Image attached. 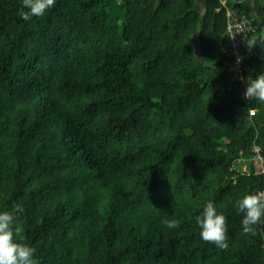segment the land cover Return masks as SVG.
Masks as SVG:
<instances>
[{"label":"trees","instance_id":"1","mask_svg":"<svg viewBox=\"0 0 264 264\" xmlns=\"http://www.w3.org/2000/svg\"><path fill=\"white\" fill-rule=\"evenodd\" d=\"M21 6L0 0V209L39 264H264V225L243 233L235 208L264 189V160L236 167L264 159V102L244 96L264 70V0H57L28 20ZM228 6L256 27L242 80ZM208 199L227 248L200 236Z\"/></svg>","mask_w":264,"mask_h":264},{"label":"clouds","instance_id":"2","mask_svg":"<svg viewBox=\"0 0 264 264\" xmlns=\"http://www.w3.org/2000/svg\"><path fill=\"white\" fill-rule=\"evenodd\" d=\"M56 2L57 0H22L19 15L25 20L32 16H43L55 6ZM246 43L251 46L255 41L249 39ZM246 81L244 90L246 100L254 98L264 102V70L257 72L255 76L248 75ZM235 208L238 213H242L241 231L255 236L256 226L264 225V190L244 192L235 201ZM16 215V211L0 209V264H39L37 248L18 236L20 228L16 224ZM194 219L200 228V236L203 240L212 242L219 248L229 246L228 217L218 210L212 199L203 203ZM161 222L169 229L177 227L180 223L176 218L166 217H162Z\"/></svg>","mask_w":264,"mask_h":264},{"label":"built area","instance_id":"3","mask_svg":"<svg viewBox=\"0 0 264 264\" xmlns=\"http://www.w3.org/2000/svg\"><path fill=\"white\" fill-rule=\"evenodd\" d=\"M241 3V0H238ZM255 25L252 20L243 13H240L238 7H227V34L232 40V47L230 51V57L226 59L227 70L231 73L232 80H242L244 62L250 58L254 51L249 48L246 43L247 35L249 32L255 30ZM239 58V59H238ZM255 113V110H251V114ZM257 159L260 161L259 165H255L257 169L263 170V157L259 155V148ZM264 190V189H263Z\"/></svg>","mask_w":264,"mask_h":264},{"label":"rangeland","instance_id":"4","mask_svg":"<svg viewBox=\"0 0 264 264\" xmlns=\"http://www.w3.org/2000/svg\"><path fill=\"white\" fill-rule=\"evenodd\" d=\"M224 1H226V0H224ZM199 6L202 7L201 3L199 4ZM193 41H194V45L197 48V51L199 52L200 49H199L198 37L197 36L194 37ZM253 163H254V165L258 166L260 161L256 157L253 158V162H251L250 160H244V161L238 160L236 162V167L240 168V169H243V170H251V168H252L251 165H253Z\"/></svg>","mask_w":264,"mask_h":264}]
</instances>
